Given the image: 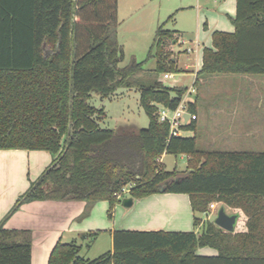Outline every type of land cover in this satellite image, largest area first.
Returning <instances> with one entry per match:
<instances>
[{
    "label": "trees",
    "instance_id": "trees-1",
    "mask_svg": "<svg viewBox=\"0 0 264 264\" xmlns=\"http://www.w3.org/2000/svg\"><path fill=\"white\" fill-rule=\"evenodd\" d=\"M230 22L234 32H214L212 48L203 50L195 85L206 75H264V0H235ZM118 25L117 0H0V150L53 156L16 205L79 200L83 218L107 201L111 219L124 190L132 199L187 194L194 215H208L213 202L241 210L246 231L225 232L207 219L199 234L121 230L112 250L94 259L80 255L77 241L58 242L48 264H264V152L206 151L196 137L170 138L157 109L174 110L187 89L143 77L177 71L169 49L175 32L156 28L147 55L155 66L147 72L134 59L120 65ZM132 88L148 126L102 128L106 115L92 95ZM188 109L195 113L194 104ZM194 122L181 129L194 131ZM163 154L184 155L186 171H167L157 162ZM97 235L80 239L89 246ZM31 246L29 230L0 226V264H31ZM203 247L217 255L197 256Z\"/></svg>",
    "mask_w": 264,
    "mask_h": 264
},
{
    "label": "crops",
    "instance_id": "crops-1",
    "mask_svg": "<svg viewBox=\"0 0 264 264\" xmlns=\"http://www.w3.org/2000/svg\"><path fill=\"white\" fill-rule=\"evenodd\" d=\"M153 1L117 0V19L119 11L123 10L122 5L130 16ZM191 1L183 0L179 5H176V8L178 10L192 8L197 17V39L194 46L186 49L187 60L195 62L191 80V85H193L197 80V72L202 66L203 50L212 48V34L214 32L233 33L235 30L230 22V19L235 15V0H195V3L194 0ZM169 18L172 19V16ZM159 25L157 24L156 28ZM177 32L174 34L176 35ZM173 62L177 63L175 59ZM188 67V65L185 66L186 69ZM151 70L153 69H147V72ZM160 78H154L147 73L143 80H146L147 84L155 79L160 80ZM200 80L201 78H198V82ZM191 85L180 86L177 83L171 86L185 88L187 93ZM197 85L198 83L195 94L198 92ZM136 90L139 94V105L140 92L139 89ZM190 95L191 93L187 98ZM187 102L196 106L197 97L194 99L191 97ZM194 114L195 121H197L196 110ZM52 161L53 156L44 151L0 150V226L6 229L29 230L31 232V264H48L49 255L58 242L77 241L82 246L80 254L85 251L83 258L94 259L112 250V234L115 231L199 232L198 227H194L193 221L194 217L200 218L201 216L193 214L187 194H153L141 199H132L131 206L124 207L121 205V200L130 198L125 195V192V196L121 197L120 202L115 205L111 219L107 216L109 207L107 201L95 203L87 216L83 218L81 215L84 212L85 202L79 200L24 201L16 205L34 182L51 166ZM217 205L218 203H215L214 210L217 209ZM214 210L207 215L208 220ZM232 213L240 215L236 222L235 232H245V215L241 211H232ZM92 232H96L98 235L94 242L87 246V241L81 240L80 236ZM102 241L105 242L103 247L99 244ZM94 248L98 249L95 254L99 255L89 257V252ZM195 254L211 257L216 256L217 251L203 247L197 249Z\"/></svg>",
    "mask_w": 264,
    "mask_h": 264
},
{
    "label": "rangeland",
    "instance_id": "rangeland-1",
    "mask_svg": "<svg viewBox=\"0 0 264 264\" xmlns=\"http://www.w3.org/2000/svg\"><path fill=\"white\" fill-rule=\"evenodd\" d=\"M181 1L183 0H154L130 16L122 5L123 10H120L118 15L117 33L124 54L121 66L134 59L143 63L144 69H153L155 61L147 55L154 39L156 25L163 24L165 30L178 31L169 43L171 58L177 61L178 70L172 79L163 80L161 75L160 80L167 85H191L195 62L187 60L186 49L194 46L197 39V17L192 8L178 10L176 5ZM170 16L172 19H168ZM186 65L189 66L187 69ZM153 77L159 78L155 75ZM193 86L196 89V85ZM197 91L195 94L194 90L187 98L189 100L191 97H197L195 110L198 119L194 122L195 130L181 131L182 137H196L198 148L206 151L264 152V75H206L198 82ZM138 97L136 89H119L111 98L102 99L92 95L90 103L96 108H103L105 112V118L99 122L102 128H146L148 117L138 105ZM162 156V163L159 160L157 162L159 165L163 164L167 171H186L187 158L184 155ZM125 195L127 196V193ZM219 208H223L226 214L241 211L218 203L217 209L209 216L211 221H214ZM199 216L198 234L202 230V222L207 219V215ZM99 244L103 247L105 242ZM98 249L91 250L89 257L99 255L95 254ZM84 252L80 254L82 257Z\"/></svg>",
    "mask_w": 264,
    "mask_h": 264
},
{
    "label": "built area",
    "instance_id": "built-area-1",
    "mask_svg": "<svg viewBox=\"0 0 264 264\" xmlns=\"http://www.w3.org/2000/svg\"><path fill=\"white\" fill-rule=\"evenodd\" d=\"M190 50L188 49V52ZM163 80H169L173 78L172 73H165L162 75ZM194 85V84H193ZM188 90L186 94L183 95L179 105L171 110L169 108L159 106L156 112L159 122L167 123L169 126V137H179L181 136L182 126L189 125L192 121L196 120L195 114L191 113L188 109L187 96L194 92V86ZM187 115V118L185 116ZM127 193V190H124V193ZM215 209V204H209V211Z\"/></svg>",
    "mask_w": 264,
    "mask_h": 264
},
{
    "label": "water",
    "instance_id": "water-1",
    "mask_svg": "<svg viewBox=\"0 0 264 264\" xmlns=\"http://www.w3.org/2000/svg\"><path fill=\"white\" fill-rule=\"evenodd\" d=\"M74 8V4H73ZM74 13V10L72 11ZM187 118V115L185 116ZM121 204L124 207H130L132 204V198H124L121 200ZM238 213L226 214L223 208H219L216 213L213 223L225 232H235V226L238 219Z\"/></svg>",
    "mask_w": 264,
    "mask_h": 264
}]
</instances>
